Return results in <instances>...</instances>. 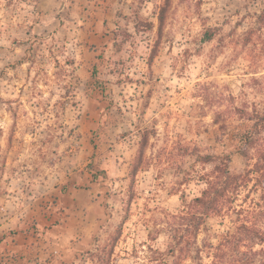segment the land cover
<instances>
[{
	"label": "rangeland",
	"instance_id": "obj_1",
	"mask_svg": "<svg viewBox=\"0 0 264 264\" xmlns=\"http://www.w3.org/2000/svg\"><path fill=\"white\" fill-rule=\"evenodd\" d=\"M165 1L0 0V264H99L112 245L110 264H153L212 175L199 153L252 167L232 137L264 113V0H170L159 36Z\"/></svg>",
	"mask_w": 264,
	"mask_h": 264
},
{
	"label": "trees",
	"instance_id": "obj_2",
	"mask_svg": "<svg viewBox=\"0 0 264 264\" xmlns=\"http://www.w3.org/2000/svg\"><path fill=\"white\" fill-rule=\"evenodd\" d=\"M169 6L170 0H166L160 9L159 36L163 33ZM159 42L160 39L153 48L150 63L157 55ZM255 114L249 117L253 120V127L238 130L232 137L240 142L236 151L239 154L250 156L248 150L253 148L250 159L255 161L252 167L244 172H232L231 154L199 153V161L213 164L212 175L206 178V186L198 195L188 197L182 193L180 213L172 215L177 221L169 233L168 250L152 249L156 253L151 259L153 264H264V139L261 141L257 137L264 130V113ZM148 141L149 134L144 132L138 154L140 164L134 166L133 176L145 158ZM250 183L259 192V197L251 205L241 204L237 208L242 189ZM231 213L237 215L232 230L213 235L216 242L206 238L199 244V234L206 229L208 218ZM114 247L112 245L102 257L99 256V264H110ZM163 253L172 255L174 261L161 257Z\"/></svg>",
	"mask_w": 264,
	"mask_h": 264
}]
</instances>
